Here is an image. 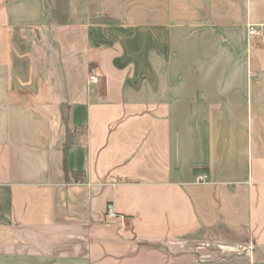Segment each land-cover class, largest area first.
<instances>
[{"label": "crops", "instance_id": "1", "mask_svg": "<svg viewBox=\"0 0 264 264\" xmlns=\"http://www.w3.org/2000/svg\"><path fill=\"white\" fill-rule=\"evenodd\" d=\"M0 264H264V0H0Z\"/></svg>", "mask_w": 264, "mask_h": 264}, {"label": "built area", "instance_id": "2", "mask_svg": "<svg viewBox=\"0 0 264 264\" xmlns=\"http://www.w3.org/2000/svg\"><path fill=\"white\" fill-rule=\"evenodd\" d=\"M248 35H254L256 34L255 30L250 26L248 31H247ZM99 73L96 71H92L90 73V75L88 76V81L89 82H93V83H97L99 80ZM207 180V175L206 174H201L198 176V181L199 182H204ZM105 217L108 219H115L118 217V215L113 211L112 207L108 204L106 207V212H105Z\"/></svg>", "mask_w": 264, "mask_h": 264}, {"label": "trees", "instance_id": "3", "mask_svg": "<svg viewBox=\"0 0 264 264\" xmlns=\"http://www.w3.org/2000/svg\"><path fill=\"white\" fill-rule=\"evenodd\" d=\"M63 117L64 120H67V107L63 105ZM85 130L82 127H77L75 129H70L69 127H66L65 129V141L63 146H67L68 144L77 142L79 138L84 135Z\"/></svg>", "mask_w": 264, "mask_h": 264}, {"label": "rangeland", "instance_id": "4", "mask_svg": "<svg viewBox=\"0 0 264 264\" xmlns=\"http://www.w3.org/2000/svg\"><path fill=\"white\" fill-rule=\"evenodd\" d=\"M89 76V75H88Z\"/></svg>", "mask_w": 264, "mask_h": 264}]
</instances>
